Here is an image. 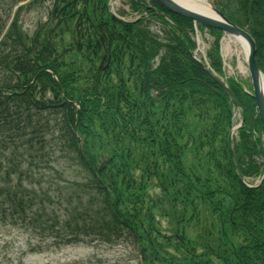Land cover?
<instances>
[{"label":"trees","instance_id":"trees-1","mask_svg":"<svg viewBox=\"0 0 264 264\" xmlns=\"http://www.w3.org/2000/svg\"><path fill=\"white\" fill-rule=\"evenodd\" d=\"M59 1L66 3L27 43L13 30L0 44V73H8L0 83V228L38 237L31 251L91 239L149 251L153 262L264 264V180L255 188L244 183L264 174L254 98L228 81L245 106L233 155L234 102L193 58L191 20L152 0L151 8L130 0L165 25L162 43L147 18L114 17L109 0ZM214 4L251 33L264 73V0ZM209 55L221 75L217 48ZM66 144L91 177L78 192L63 199L59 189H41L42 197L23 185L26 166L48 164ZM151 182L175 208L170 235L155 229V200L145 192ZM202 226L196 238L187 234ZM167 245L179 259L166 257Z\"/></svg>","mask_w":264,"mask_h":264},{"label":"rangeland","instance_id":"rangeland-1","mask_svg":"<svg viewBox=\"0 0 264 264\" xmlns=\"http://www.w3.org/2000/svg\"><path fill=\"white\" fill-rule=\"evenodd\" d=\"M144 1L147 5H153L151 0ZM209 1L214 2V0ZM63 2H58V0H0V44L3 43L7 34H14L13 30L15 31L14 35L16 33L20 35L21 33L23 36H27V40L25 41L27 43L37 27L48 20L54 9L57 6H60V8L64 6L66 2ZM109 5L110 11L122 19L135 20L141 16L139 14L142 10H135L130 0H109ZM144 17L149 21L148 28L152 33L159 36L161 42L165 43L166 37L163 32L166 29L165 25L158 19H151L149 14ZM53 23L58 24L56 21ZM69 25V30H66L63 34L65 42L69 41L73 33L72 22ZM13 26L15 28L11 30ZM188 29L193 30L190 32V35L196 42L195 56L199 59L206 58L208 63L211 64L209 53L216 47L222 64L221 79L227 84L232 79L239 84L238 86L245 95L251 96L250 93L253 88L247 60L235 45H231L229 51L224 48L223 40L227 38V35L220 31L212 32L206 27L195 24ZM60 35L61 33L58 34V38ZM5 74L8 73H0V83ZM243 99L247 109H249L248 104L250 103L246 98ZM252 106L253 113L256 116V104L253 102ZM244 111V104L242 107L234 104L233 126L231 130L242 122ZM196 121L199 122V120ZM258 133L259 136H255V138L260 137L264 144V132L259 130ZM234 137L238 140V134H235ZM46 143H49V141ZM23 171H29L28 175L22 180L24 186L27 187L29 185L31 189H35L40 195L43 192L41 189H51L53 192L59 189L63 193V199L66 198L65 194L78 192V187L81 189V185H85L91 178L90 175L84 172L78 156L69 149V145L67 144L62 147L60 152L57 151V154H53L48 164L39 165L38 168H28L26 166ZM137 175L139 176V173ZM257 179L258 177L250 178L249 182L255 183ZM37 180L39 183L30 184L32 181ZM146 185L148 187H145V192L148 194V197L155 200L153 204L154 220L156 222L155 229L157 227L161 235H170L175 229L173 221L170 218L173 215L172 210H175V208L171 207V203L166 201V196L163 195L154 183L151 182ZM53 192L50 197L56 195ZM167 213H169V216ZM202 230L203 226L192 230L187 229V234L194 239ZM157 241L161 242L162 240L161 238H157ZM31 242L38 243L39 238L35 236L33 240V235L22 229L14 227L0 228V264H147L148 262H151L150 264H167L161 260L153 262V260L148 258L151 257L149 251L142 254L138 248L126 243L109 245L101 243V241L92 242L91 239H85L75 244L61 246L58 249H44L41 248L44 247L42 245L39 246L41 249L38 248L35 251H31ZM162 248L165 249L166 257L168 258H178L181 255L174 248L168 247V245L166 247L162 246Z\"/></svg>","mask_w":264,"mask_h":264},{"label":"water","instance_id":"water-1","mask_svg":"<svg viewBox=\"0 0 264 264\" xmlns=\"http://www.w3.org/2000/svg\"><path fill=\"white\" fill-rule=\"evenodd\" d=\"M154 2L159 5L161 8L165 9L166 11L180 16L182 18L189 19L196 24H200L206 26L208 28L216 29L222 31L225 34L231 35H240L245 40H247L249 44V53L247 57V64L248 69L250 72L252 86H253V97L256 101L258 114L260 120L264 126V95H263V88L261 83V78L264 79V74L260 71L258 62H257V47L256 42L252 35L246 31L245 29L239 27L235 23L231 22L219 9H217L214 4V11L216 13V17H209L205 16L201 13L188 9L179 3L175 2L174 0H154ZM58 9V7H57ZM215 77V76H214ZM217 79V78H215ZM217 81L226 89L228 94L232 97L237 105L239 102L237 101L235 95L231 92L228 86L221 80L217 79ZM240 127V126H239ZM235 128L231 135L230 141L232 140V136L234 132L239 128Z\"/></svg>","mask_w":264,"mask_h":264},{"label":"bare ground","instance_id":"bare-ground-1","mask_svg":"<svg viewBox=\"0 0 264 264\" xmlns=\"http://www.w3.org/2000/svg\"><path fill=\"white\" fill-rule=\"evenodd\" d=\"M174 1L188 9L201 13L205 16L216 17L213 4L208 0H174ZM231 45H235L238 49H240L239 52L247 60L249 53V44L247 40H245V38H243L240 35L228 34L227 38L223 40V46L227 51H229ZM261 83H262L263 95H264L263 78H261Z\"/></svg>","mask_w":264,"mask_h":264}]
</instances>
